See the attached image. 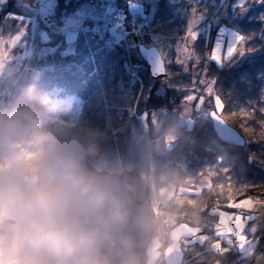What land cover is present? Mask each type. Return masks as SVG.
<instances>
[{
  "label": "trees",
  "instance_id": "16d2710c",
  "mask_svg": "<svg viewBox=\"0 0 264 264\" xmlns=\"http://www.w3.org/2000/svg\"><path fill=\"white\" fill-rule=\"evenodd\" d=\"M135 1L141 6L138 23L157 35L136 38L147 45L155 44L166 59V75L159 79L150 78L145 63L135 50V37L128 36L133 60L139 65L143 80L139 95L126 71L121 41L108 46L95 37L104 23L101 12L98 13L95 8L101 11L97 3L52 0L42 17L36 15L38 25L35 30L28 18L33 16L37 0H0V38L19 37L9 49L13 56H18V67L0 73V117L25 126L36 122L51 103L46 97L48 91L52 94L56 92L54 99L71 98L77 102L79 111L73 122L66 124L63 132L54 131L41 139L46 138L49 145H54L84 172L102 178L116 196L123 216L115 222L109 234L110 264H120L123 257L131 258L135 264H144L145 244L155 232L150 220L147 185L142 180L148 166V146L141 136L142 127L151 140L166 130H175L171 151L157 150L151 142L153 171L157 174L164 173L167 167H179L184 172H199L197 176L208 177L210 167L209 171L215 173L209 177L211 190L189 193L187 195L192 199L183 198L168 206L169 213L175 211L179 216L173 222L168 221L171 215L159 213L164 232L181 218L190 223H201L204 232L209 233L213 230L205 221H216V215H211L213 207L234 211L236 208L228 206L230 202L264 199V138L260 135L259 123L264 115L246 114L253 111V107L256 111L259 108V105L250 104V98L258 94L261 76H264V32L259 31L261 20L257 15L260 8H264V0L252 5L255 8L251 19L236 17L238 30L245 29L247 23L251 25V32L244 43L252 50L246 51L243 59L239 60L240 65L226 66V63L218 67L214 62H208L207 78L215 77V88L222 94L225 104L221 114L249 140L242 147L219 141L206 117L187 126L175 125L177 114L185 102L184 97L189 94L187 86L191 82L194 63L188 62V70L177 63L176 39L184 34L189 14L206 21L220 0ZM231 1L227 0L228 3ZM45 2L40 4L44 6ZM76 10L88 11V15L83 17L73 40V48L68 50L61 26L66 17ZM227 11L232 13L230 8ZM90 12L97 13L98 18L89 16ZM223 20H218V24ZM233 23L230 21L228 25ZM125 24L129 27L130 22ZM41 30L48 35L45 41L41 39ZM29 39L33 40L31 52L25 55L23 46ZM204 41L203 37L196 39L190 47L200 56V64L195 71L201 74L207 62ZM179 55L184 59L183 53ZM254 99L258 103L259 98ZM208 101L205 100L202 105L206 109L212 106ZM134 103L142 127L132 114ZM191 107V113L185 120L196 111L192 102ZM241 109L246 112L242 113ZM246 128L248 131H245ZM41 139L35 152L15 158L25 166H31L40 152ZM10 148L14 153L17 147ZM250 155L254 158L248 161ZM218 158L222 159L218 162ZM9 164H0V169L7 168ZM224 167L230 168V174L222 171ZM162 205L164 203L161 208ZM215 239L213 236L202 245L183 242L185 261H191V264H214L218 261L219 264H232L237 261L239 253L236 250L223 255L210 251ZM260 245L264 246V235ZM222 247L228 246L222 243ZM196 253H202V256ZM239 264H264V260L240 261Z\"/></svg>",
  "mask_w": 264,
  "mask_h": 264
},
{
  "label": "clouds",
  "instance_id": "9594fccd",
  "mask_svg": "<svg viewBox=\"0 0 264 264\" xmlns=\"http://www.w3.org/2000/svg\"><path fill=\"white\" fill-rule=\"evenodd\" d=\"M30 132L0 117V158L10 161L0 169V264H110L109 234L123 216L116 196L46 138L25 166L10 145Z\"/></svg>",
  "mask_w": 264,
  "mask_h": 264
},
{
  "label": "rangeland",
  "instance_id": "374dc122",
  "mask_svg": "<svg viewBox=\"0 0 264 264\" xmlns=\"http://www.w3.org/2000/svg\"><path fill=\"white\" fill-rule=\"evenodd\" d=\"M51 1L52 0H46V2L44 3V6H43V4L39 5L37 13H38V15H40V17H42L45 14V9L48 8ZM88 1H92V0H88ZM174 1H177V0H174ZM234 1H236L235 5H231V3ZM260 2H261V0H232L231 3H228L227 0H220L219 1L220 6L217 9L215 8L214 13L209 18L208 25L206 27L203 26L199 29H193L194 31L197 32V39H200L201 36L204 34V29L208 30L207 38L205 39V43H206L205 58H207V56L210 54V50L213 47V44L217 40L218 37L222 40L223 44L225 45V49H226L227 43L230 40H232L234 37L233 36L234 34H231L229 32V30H227V32L224 33L225 28L223 26L220 25L217 27L218 20L224 19L223 21L227 22V23L225 22V24L227 26L228 22H230V21L237 23L236 17H238V16L239 17L245 16V17L251 19L252 13H253L252 10H253V8H255V7H252V5L255 6L257 3H260ZM241 5H243V7H241ZM230 6H231V9L233 10V12L231 14H229L227 11L230 8ZM235 6H239V7H235ZM95 8L98 10L97 11L98 13L101 12L97 7H95ZM107 11H109V10L104 9V14L106 16H107V14H106ZM90 13H91V16L93 15L96 18H98L97 13H92V12H90ZM83 14L84 13L80 10H76L73 13H70L66 17L64 23L61 26V28L63 29V32H64V38L67 42V49L68 50H71L73 48V40L75 38L78 26L80 25V22L83 19L82 18ZM257 15L259 16L258 18L261 20V25H260L259 31L261 30V32H264V8L263 7L260 8ZM102 17H103V12H102ZM114 19H118V18H114ZM193 19L196 20V23L193 26V28L198 27L200 24H202L204 22V21H201V18L196 16L195 14H192V15L189 14V16H188L189 21L187 22L186 25H184V31L185 30L187 31L189 22H190V20H193ZM30 21H31L32 28L36 30L37 25H38L37 21L34 19H30ZM211 25L214 29L217 27L216 33L211 31ZM261 26H262V29H261ZM110 30L116 36H118L119 30H120L121 32H123L127 36H129V33H130L135 38L139 37V34H136L135 30H128L127 27H125L124 30L122 31V29L120 28V24H118L114 20H111ZM250 30H251V27H250ZM231 31H233V30H231ZM40 32H41L40 33L41 39L44 41L47 40L48 35L45 33V31L41 30ZM185 32H184V34H181L176 39V46H178V45L183 46L186 43V41L183 38L185 35ZM235 32L237 34L243 35L246 39L245 35L247 33V29L246 30L245 29L236 30ZM2 39L7 41L8 38L4 37ZM32 43H33V40L29 39L27 44L23 46V53L25 55L29 54L31 52L30 49L32 47ZM209 43H210V45H209ZM189 47H191V43H189ZM7 51L8 52H6L4 55H0V73L5 71V70L16 69V67H18V64H19L18 56H13L10 53L9 49ZM245 54H246V52H245ZM128 56H129L128 54H125L126 58H128ZM243 57H240V56L239 57H237V56L233 57L231 60H229V63H235V62L243 59ZM138 66L139 65L137 64L136 67L139 71ZM140 93H141V91H140ZM261 95H264V76L263 75L261 76V84L259 86V97H261ZM46 97H47V99H50L52 97L51 92L48 91L46 93ZM250 100H252V99L250 98ZM51 101H52V103L49 104V106L45 109L43 115L40 116L41 118H39L36 122L27 126V127L31 128V132L27 133V134L19 135L11 143L10 146L17 147V148H14V149H16L15 152L13 153L15 157H17L21 154H24V153L35 152V150H37V147H38L37 142L39 139H41L45 135L50 134L54 131H57L60 133L63 132L65 125L71 124L73 122L74 118L76 117V115L78 114L79 109H78L77 102H74L70 99H68L67 101H61L58 99L53 100L52 98H51ZM191 108H193V107H191V102H184L183 106L181 107L180 111L177 114L176 123H175L176 126H181V123L185 121V117H187L191 113ZM194 108L200 109L201 106L199 108H197L194 105ZM135 113H137V112H135ZM174 132H175V130L173 128L163 132L159 137H157L156 140H154L152 142V144H154V147L157 148V150L163 151L164 143L169 141V140H172V141L174 140ZM9 163H10L9 160L4 159V158H0V164L1 165L7 166V164H9ZM209 170H211L210 167L208 168V172H210ZM198 173L199 172H195V173L184 172L179 167L178 168L177 167H167L166 170L164 171V173H158L157 174L154 171L151 172L150 180L147 183L148 193H149L153 203L161 204V203L165 202V204L162 205V208L159 210L161 211L160 213H163V214L165 213L166 216L171 215V217L168 218V221L173 222L175 220V217H179L175 214V211H171V213L168 212V210L170 209V208H168V206H170V204L173 205V203H178L183 198L192 199V197H188L187 194H189V193L196 194L195 187H200L201 189L208 190V188L206 186H202V182L209 180L210 176L209 177L206 175L197 176ZM218 182L219 181H217V183ZM108 187L110 188V186H108ZM189 187L193 188L192 192L189 191V189H191ZM200 193H202V192H200ZM242 200H245V199H242ZM258 202L259 203H256L252 206V210H253L252 214H254L257 217V219L247 222L246 228H250L252 226V224H256L258 227V231H257L256 235L259 236V238L261 239V237L264 235V201H258ZM212 209L216 210V213H217L216 214L217 215V221L216 222L217 223L219 222L218 213L224 212L226 214L225 219L228 221V226L233 227V228H234V224H232L231 222H234V220H228V217L231 216L234 218L235 215H237V214L241 215L240 213L227 211L224 209H220L218 207H213ZM245 209H247V208H245ZM194 217H197V215H195ZM207 226H209L213 230L212 233L215 234L216 225L208 221ZM199 234L206 235L205 232H202ZM214 264H217V263H214Z\"/></svg>",
  "mask_w": 264,
  "mask_h": 264
},
{
  "label": "snow or ice",
  "instance_id": "6c2138e0",
  "mask_svg": "<svg viewBox=\"0 0 264 264\" xmlns=\"http://www.w3.org/2000/svg\"><path fill=\"white\" fill-rule=\"evenodd\" d=\"M243 7V5H241ZM196 20H190L187 31L184 35V40L186 43L183 46H177L176 61L184 66L185 70H188V62L194 61L192 63L193 74L190 84L187 86L189 94L184 97L185 102H192L194 105L199 108L201 105L205 104L206 96L209 98V103L212 104L211 115L213 118L217 119L218 122L228 129L230 133V138L233 140H238L240 143H247L249 140H246L241 136L234 128L229 127L226 120L223 118L220 113L224 110L225 104L223 102L222 94H220L215 88V77L207 78L209 71L208 62H214L218 66L222 67L225 62L231 60L233 57L240 56L243 57L246 51H251L252 49L245 47V37L240 34H236L232 40H230L225 49V45L222 40L218 37L214 42L213 47L210 50V54L206 58V63L204 64L202 75L200 72L195 71L200 64V56L197 55L193 48L189 47V43H193L197 39V32L193 30ZM18 36L10 37L7 41L0 38V55H4L8 52V49H11L16 41ZM7 49V50H6ZM180 53H183L184 59H181ZM157 71L163 72L162 62H157ZM200 77L197 79V77ZM200 85H206L203 88H200ZM202 93V94H201ZM252 106L259 105V112L264 114V95H261L258 103L250 102ZM256 111V108L253 107V112ZM242 113H245V109H241ZM251 115L252 113H246ZM235 115V113H232ZM260 135L264 138V119L260 122ZM245 131H248L246 128ZM254 155H250L249 159H253ZM222 158H218L219 160ZM222 171L226 174H230L231 170L228 167H224ZM214 171L209 172V176L214 175ZM230 178V177H229ZM202 186H206L209 190L212 189V184L210 180L202 182ZM247 186V185H245ZM190 192L193 189H189ZM201 191L200 187L195 188V192L199 194ZM190 203L192 201H189ZM254 204V201L251 198L242 200L238 203H229V207L233 208H247L251 209ZM202 210V209H201ZM216 210H211V215H216ZM219 222L215 227V237L216 239L210 246V251H213L218 254H225L230 251L236 250L239 253L237 261H233L232 264H239L240 261H259L264 260V246L260 245V238L256 235L258 227L256 224H252L250 228H246L247 222L256 220L257 217L254 214L248 215H235V217H228V220H234V228L228 226V221L225 219L226 214L224 212H219ZM201 229L199 227H191L189 224L181 225V230L178 233V236L190 238L185 239V244L191 243L193 245L200 243L201 245L210 238L206 235L199 234ZM222 243H226L228 247H222ZM186 249L180 250L178 252V261L177 264H191V261H185L184 251ZM197 256H202V253H196ZM219 264V261L217 262Z\"/></svg>",
  "mask_w": 264,
  "mask_h": 264
},
{
  "label": "water",
  "instance_id": "95a60500",
  "mask_svg": "<svg viewBox=\"0 0 264 264\" xmlns=\"http://www.w3.org/2000/svg\"><path fill=\"white\" fill-rule=\"evenodd\" d=\"M136 50L139 53V56L145 62L147 71L151 78L157 79L166 75L165 59L163 58L157 46L145 45L143 42L136 41ZM158 61L162 62L163 64V68H164L163 72H159L156 70ZM211 111L212 109L208 111V118L210 120L212 130L214 131L216 137L222 142L231 143L237 146H242L244 143H240L238 140H233L230 138V133L228 132V129L223 125H221L217 119L213 118V116L210 114ZM228 126L234 128L230 124H228ZM234 129L238 132L236 128ZM171 148H172V143L166 142L164 145V150L169 151L171 150ZM184 224H188V223L183 220H180L167 230L166 236L168 242L163 247H161L162 242L159 234H154L153 236H151L144 249V257H145L144 264H154L160 257L163 264H177L178 252L180 250H183L181 240L190 239V238L178 236V233L181 230V225ZM190 226L199 227L202 232V228L200 225H190Z\"/></svg>",
  "mask_w": 264,
  "mask_h": 264
},
{
  "label": "built area",
  "instance_id": "2783aa9c",
  "mask_svg": "<svg viewBox=\"0 0 264 264\" xmlns=\"http://www.w3.org/2000/svg\"><path fill=\"white\" fill-rule=\"evenodd\" d=\"M104 1H105L106 3H108V4H111V3H112V0H104ZM116 15H117L119 18H123V17H124L123 10L117 8V13H116Z\"/></svg>",
  "mask_w": 264,
  "mask_h": 264
},
{
  "label": "flooded vegetation",
  "instance_id": "af4514ba",
  "mask_svg": "<svg viewBox=\"0 0 264 264\" xmlns=\"http://www.w3.org/2000/svg\"><path fill=\"white\" fill-rule=\"evenodd\" d=\"M231 5H235V3H231ZM231 7V6H230ZM238 65H240L239 63H230V65H226V66H238ZM247 113H256V114H262V113H260L259 112V110L258 111H248ZM264 115V114H263Z\"/></svg>",
  "mask_w": 264,
  "mask_h": 264
},
{
  "label": "bare ground",
  "instance_id": "6f19581e",
  "mask_svg": "<svg viewBox=\"0 0 264 264\" xmlns=\"http://www.w3.org/2000/svg\"><path fill=\"white\" fill-rule=\"evenodd\" d=\"M142 34H144V33H142ZM124 35H125V34H124ZM124 45H127V46L132 47V44H130V43H124Z\"/></svg>",
  "mask_w": 264,
  "mask_h": 264
}]
</instances>
